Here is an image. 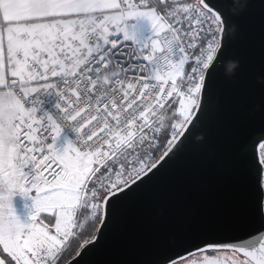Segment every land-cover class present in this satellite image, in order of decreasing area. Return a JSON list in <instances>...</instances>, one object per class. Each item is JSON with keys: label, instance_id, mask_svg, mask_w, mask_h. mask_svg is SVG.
Returning <instances> with one entry per match:
<instances>
[{"label": "snow or ice", "instance_id": "snow-or-ice-1", "mask_svg": "<svg viewBox=\"0 0 264 264\" xmlns=\"http://www.w3.org/2000/svg\"><path fill=\"white\" fill-rule=\"evenodd\" d=\"M235 34L220 0H0V264H85L118 204L201 128L216 69L240 67ZM243 151L246 235L189 234L159 264H264V122ZM29 193L21 221L11 200Z\"/></svg>", "mask_w": 264, "mask_h": 264}, {"label": "water", "instance_id": "water-1", "mask_svg": "<svg viewBox=\"0 0 264 264\" xmlns=\"http://www.w3.org/2000/svg\"><path fill=\"white\" fill-rule=\"evenodd\" d=\"M236 26L229 57L213 77V107L175 159L122 200L85 264H159L175 242L211 230L218 239L246 235L256 204L243 146L264 122V0H220ZM246 4L232 11L234 4ZM195 135H203L197 141ZM79 259V258H77Z\"/></svg>", "mask_w": 264, "mask_h": 264}, {"label": "crops", "instance_id": "crops-1", "mask_svg": "<svg viewBox=\"0 0 264 264\" xmlns=\"http://www.w3.org/2000/svg\"><path fill=\"white\" fill-rule=\"evenodd\" d=\"M144 29L146 32L147 28H144ZM31 197H32L31 193H29L28 196H22L20 194H16L12 197V200H11L12 207L15 210L16 215L21 219V221H24L29 216L30 211L33 208V205H30L31 202H28V200H30ZM25 200H27V204H25ZM45 222H47V220H45Z\"/></svg>", "mask_w": 264, "mask_h": 264}, {"label": "built area", "instance_id": "built-area-1", "mask_svg": "<svg viewBox=\"0 0 264 264\" xmlns=\"http://www.w3.org/2000/svg\"><path fill=\"white\" fill-rule=\"evenodd\" d=\"M56 97L53 95H47L41 97V109L47 112L55 111ZM75 137V132L71 128H64L62 130L60 138L66 141L73 140Z\"/></svg>", "mask_w": 264, "mask_h": 264}, {"label": "rangeland", "instance_id": "rangeland-1", "mask_svg": "<svg viewBox=\"0 0 264 264\" xmlns=\"http://www.w3.org/2000/svg\"><path fill=\"white\" fill-rule=\"evenodd\" d=\"M142 26H143V28H147L148 27L147 22L146 21L142 22ZM66 142H67L66 140H63V139L59 138L58 139V142H57V147L64 146ZM31 195H33V194L31 193ZM28 202H31L30 205H33L34 204V200L32 199V197H31L30 200H28ZM25 204H27V200H25ZM45 215H47V214H45Z\"/></svg>", "mask_w": 264, "mask_h": 264}, {"label": "trees", "instance_id": "trees-1", "mask_svg": "<svg viewBox=\"0 0 264 264\" xmlns=\"http://www.w3.org/2000/svg\"><path fill=\"white\" fill-rule=\"evenodd\" d=\"M0 253H2V248H1V246H0ZM68 258H69V259L71 258V252H69V256H68Z\"/></svg>", "mask_w": 264, "mask_h": 264}]
</instances>
